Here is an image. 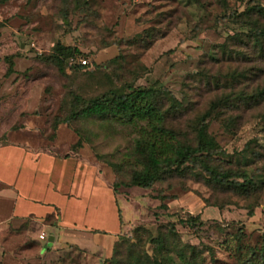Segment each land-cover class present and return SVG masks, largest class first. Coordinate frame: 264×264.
<instances>
[{
    "label": "rangeland",
    "instance_id": "374dc122",
    "mask_svg": "<svg viewBox=\"0 0 264 264\" xmlns=\"http://www.w3.org/2000/svg\"><path fill=\"white\" fill-rule=\"evenodd\" d=\"M259 6L264 0H0V142L9 135L98 163L124 224L114 245L100 237L82 244L86 250L62 243L40 252L36 227L27 236L12 231L21 253L4 264H154L167 254L160 238L182 264L190 257L243 264L260 248L264 188L244 200L210 186L192 165L183 175L164 173L149 190L131 187L136 128L80 114L113 89H160L157 104L182 143L194 145L206 127L218 151L212 165L236 171L246 164L249 176L264 177V48L248 34L264 27V17L250 12ZM57 44L80 52L65 73L46 61ZM80 59L87 68L68 67ZM191 216L203 225L180 224Z\"/></svg>",
    "mask_w": 264,
    "mask_h": 264
},
{
    "label": "crops",
    "instance_id": "0c3cea01",
    "mask_svg": "<svg viewBox=\"0 0 264 264\" xmlns=\"http://www.w3.org/2000/svg\"><path fill=\"white\" fill-rule=\"evenodd\" d=\"M123 225L112 182L98 163L39 150L9 135L0 142V264L21 253L9 239L12 231L27 236L36 227L31 232L43 242L35 243L40 252L62 243L86 250L82 244L100 237L114 245Z\"/></svg>",
    "mask_w": 264,
    "mask_h": 264
},
{
    "label": "trees",
    "instance_id": "16d2710c",
    "mask_svg": "<svg viewBox=\"0 0 264 264\" xmlns=\"http://www.w3.org/2000/svg\"><path fill=\"white\" fill-rule=\"evenodd\" d=\"M250 12L264 17V7L252 8ZM3 27L0 25V29ZM248 34L260 43L259 46L263 52L264 27L255 26L248 31ZM79 54L80 52L76 48L57 44L51 50L46 61L56 67L60 73H65L66 61L69 59L75 61ZM86 66L72 63L68 67L74 72H78L87 68ZM160 92V89H142L132 86H128L124 90L113 89L90 100L80 113L85 116L116 117L136 128L137 140L133 154L135 163L132 165L129 186L149 190L155 183L163 180L164 173L178 172L183 175L189 165H192L194 169L201 172V175L204 174L208 177L207 182L210 186L223 188L244 200L263 190L264 177L249 176L244 169L246 164L242 169L236 171L212 165L214 155L218 154V151L214 139L207 136L206 127L199 131L198 139L194 145L182 143L176 132L166 126V114L157 104V96ZM263 96L264 90L258 94L259 98ZM110 166L113 169L119 168L118 165ZM113 189L115 190L114 187ZM255 208L256 205H252L247 209L248 216H252ZM180 224L192 228L195 224L203 225L199 216L188 217L186 221H180ZM169 231L172 235L169 237V242H174L175 227L170 225ZM156 243L160 247V252L165 251L167 254L165 259H155L154 264H182L181 262L175 263L168 255L167 250L171 245L165 238H160V241ZM248 254L249 258L243 264H264V234L261 237L260 248L251 249ZM193 260L190 257L184 264H194Z\"/></svg>",
    "mask_w": 264,
    "mask_h": 264
},
{
    "label": "built area",
    "instance_id": "2783aa9c",
    "mask_svg": "<svg viewBox=\"0 0 264 264\" xmlns=\"http://www.w3.org/2000/svg\"><path fill=\"white\" fill-rule=\"evenodd\" d=\"M78 63L81 64L82 66H86V64H87L86 60H80ZM39 239L44 240L45 239L44 235L43 234L40 235Z\"/></svg>",
    "mask_w": 264,
    "mask_h": 264
},
{
    "label": "water",
    "instance_id": "95a60500",
    "mask_svg": "<svg viewBox=\"0 0 264 264\" xmlns=\"http://www.w3.org/2000/svg\"><path fill=\"white\" fill-rule=\"evenodd\" d=\"M50 242H52V238H50V240H49Z\"/></svg>",
    "mask_w": 264,
    "mask_h": 264
}]
</instances>
